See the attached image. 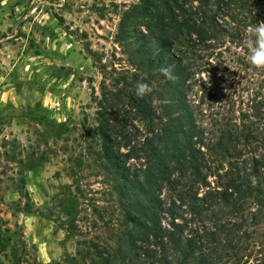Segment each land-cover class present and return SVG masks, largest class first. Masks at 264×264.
I'll return each mask as SVG.
<instances>
[{
    "label": "trees",
    "instance_id": "obj_1",
    "mask_svg": "<svg viewBox=\"0 0 264 264\" xmlns=\"http://www.w3.org/2000/svg\"><path fill=\"white\" fill-rule=\"evenodd\" d=\"M259 22L264 0H138L124 13L116 42L133 83L103 94L96 114L121 214L102 264H264L252 248L264 226V68L247 47ZM137 82L152 91L138 97Z\"/></svg>",
    "mask_w": 264,
    "mask_h": 264
},
{
    "label": "rangeland",
    "instance_id": "obj_2",
    "mask_svg": "<svg viewBox=\"0 0 264 264\" xmlns=\"http://www.w3.org/2000/svg\"><path fill=\"white\" fill-rule=\"evenodd\" d=\"M137 2L0 1V264L115 257L121 214L96 114L133 83L116 35ZM252 248L264 254V226Z\"/></svg>",
    "mask_w": 264,
    "mask_h": 264
},
{
    "label": "clouds",
    "instance_id": "obj_3",
    "mask_svg": "<svg viewBox=\"0 0 264 264\" xmlns=\"http://www.w3.org/2000/svg\"><path fill=\"white\" fill-rule=\"evenodd\" d=\"M252 33L255 37L254 40H249L247 42V47L250 52V62L252 65L258 68H264V22H259L252 28ZM162 75L171 81H174L176 77L173 75V71L169 67H164L160 69ZM152 89L149 85L143 82H137L136 84V95L138 97H144L149 94Z\"/></svg>",
    "mask_w": 264,
    "mask_h": 264
}]
</instances>
